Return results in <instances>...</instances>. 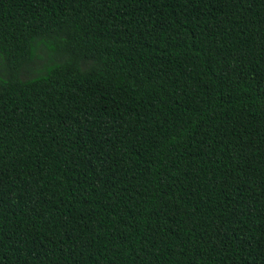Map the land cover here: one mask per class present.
Returning <instances> with one entry per match:
<instances>
[{
	"label": "trees",
	"instance_id": "16d2710c",
	"mask_svg": "<svg viewBox=\"0 0 264 264\" xmlns=\"http://www.w3.org/2000/svg\"><path fill=\"white\" fill-rule=\"evenodd\" d=\"M0 264H264V0H0Z\"/></svg>",
	"mask_w": 264,
	"mask_h": 264
}]
</instances>
